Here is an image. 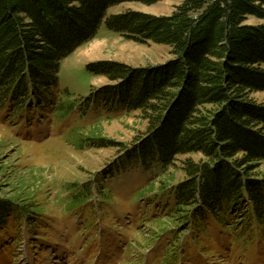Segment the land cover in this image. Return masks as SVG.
<instances>
[{
    "label": "trees",
    "instance_id": "1",
    "mask_svg": "<svg viewBox=\"0 0 264 264\" xmlns=\"http://www.w3.org/2000/svg\"><path fill=\"white\" fill-rule=\"evenodd\" d=\"M160 1L0 0V122L18 126L48 108L59 122L74 115L72 101L54 105L60 64L96 39L102 23L124 39L168 47L171 59L160 66L87 65L116 85L93 89L80 103L138 112L146 126L131 144L110 142L98 128L70 133H79L78 149L116 147L118 171L153 172L134 192L146 204L139 223L151 241L170 238L156 264H178L183 251L204 249L213 229L236 239L249 232L251 240L264 228V104L251 98L264 92V0H182L167 16L107 15ZM249 18L259 23L246 24ZM92 187L84 183L67 209L88 201ZM21 195L0 197V229L32 212Z\"/></svg>",
    "mask_w": 264,
    "mask_h": 264
},
{
    "label": "rangeland",
    "instance_id": "2",
    "mask_svg": "<svg viewBox=\"0 0 264 264\" xmlns=\"http://www.w3.org/2000/svg\"><path fill=\"white\" fill-rule=\"evenodd\" d=\"M181 1L162 0L150 6L128 3L110 8L107 15L134 10L167 16ZM258 23L254 18L246 21ZM169 59L168 47L124 39L102 23L96 39L60 64L54 105L72 101L77 106L74 115L59 122L56 112L48 108L18 126L11 123L7 128L0 122V197H11L18 190L33 206L25 218L11 217L8 226L0 229V264H156L170 238L161 235L149 240V226L139 223L146 204L133 198L153 172L140 166L118 171L113 166L121 156L116 147L78 149L72 144L79 133L70 132L74 126L98 128L110 142L131 144L146 126L138 112L115 107L108 112L112 107L103 108L100 102L80 103L93 89L116 85L91 75L87 65L113 62L139 69ZM251 98L264 104V92ZM84 183L93 186L89 200L67 209ZM73 185L75 189H70ZM216 230L204 249L183 251L178 264H264V228L251 240H247L249 232L236 239ZM185 244L191 247L192 243Z\"/></svg>",
    "mask_w": 264,
    "mask_h": 264
}]
</instances>
